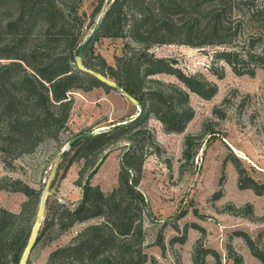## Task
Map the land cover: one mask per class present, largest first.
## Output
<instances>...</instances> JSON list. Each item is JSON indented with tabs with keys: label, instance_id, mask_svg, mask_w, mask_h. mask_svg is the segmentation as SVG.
<instances>
[{
	"label": "rangeland",
	"instance_id": "1",
	"mask_svg": "<svg viewBox=\"0 0 264 264\" xmlns=\"http://www.w3.org/2000/svg\"><path fill=\"white\" fill-rule=\"evenodd\" d=\"M98 2L81 0L79 12L84 16L79 23V38L88 35L98 16L103 14V18L108 0H103L100 13L91 17ZM254 2L264 7V0ZM240 9L234 11V17L242 15ZM245 37V31L240 30L238 42L233 45L240 48ZM8 38L2 30L0 47ZM127 38L97 34L85 48V55L96 69L98 55L106 64L115 66L117 58L127 53L124 48ZM261 48L264 49V31L255 46H245L243 51ZM228 49L232 48L152 44L149 53L166 58L175 70L158 73L156 78L178 83L187 91L193 116L179 132L166 131L161 122L150 117L147 124L150 137L139 135L140 142H124L98 156L101 160L89 181L108 193L118 184L121 157L127 147H135L136 153L142 155L137 189L146 201L142 208V251L147 256L143 264H214L212 254H198V245L215 250L221 264H236L237 260H240L237 264H263L252 251H264V66L257 62L260 60L243 57L234 70L216 55ZM9 60L0 58L4 63ZM251 68L254 73H246ZM179 74L195 76L214 87L215 92L209 98L200 96L181 84ZM105 78L115 83L110 77ZM70 93L73 103L62 127H51L40 134L42 138L31 152L10 158L0 151V187L9 183L2 177L20 179L39 189L40 202L43 199L42 219L23 264H97L98 258L89 262L70 250L53 254L76 243L77 238L82 239L83 229L100 220L95 217L65 226L68 218L63 208L75 209L83 201L84 187L78 184V173L86 151L83 144L68 148L63 168L52 184L57 165L64 157L59 159V153L73 138L123 125L139 112V103L113 87L95 86ZM93 159V152H88L87 160ZM89 170L86 168L83 181ZM25 200L21 192L0 188V208L18 212ZM47 222L49 225L45 227Z\"/></svg>",
	"mask_w": 264,
	"mask_h": 264
},
{
	"label": "trees",
	"instance_id": "2",
	"mask_svg": "<svg viewBox=\"0 0 264 264\" xmlns=\"http://www.w3.org/2000/svg\"><path fill=\"white\" fill-rule=\"evenodd\" d=\"M80 2L0 0V33L3 30L9 35L8 42L0 47V58L10 59L5 63L0 61V151L10 158L31 152L42 138L40 134L51 127H62L68 120L73 103L71 91L112 87L99 75L110 77L122 86L139 103L137 117L72 145L83 144L86 151L82 154L85 162L78 173V184H83L84 196L75 209L63 206L68 218L65 226L95 217L100 220L83 229L82 239L77 238L76 243L53 254L70 250L89 262L98 258L97 264H143L147 256L142 251V208L146 201L137 189L141 153L138 155L133 146L123 152L118 184L110 192L103 193L89 180L104 150L124 142L136 144L140 142L139 135L150 137L147 126L150 117L161 122L166 131L179 132L193 116L187 91L178 83L165 82L155 76L174 73L170 61L149 53L148 48L161 43L194 47L229 45L232 49L218 51L216 55L234 70L243 57L260 60L257 62L264 66L263 48L243 51V47L252 48L263 36L264 7L257 6L254 0H108L109 6L98 31L88 44L97 34L128 37L124 44L127 53L117 58L115 66L106 64L98 55L96 69L85 55L88 44L82 51L80 64L77 63L76 52L84 38H79L78 31L84 16L79 12ZM102 7L103 0H99L91 17L100 13ZM239 8L242 15L234 17V11ZM240 30L245 31L246 37L237 48L233 44L238 42ZM40 35L42 38L38 37ZM36 39L39 41L34 42ZM132 43L138 47H132ZM61 45L63 47L59 48ZM246 73L253 74L254 70L251 68ZM178 80L186 89L206 98L215 92L214 87L195 76L179 74ZM88 152H93L95 159L87 160ZM67 153L57 165L52 184L63 168ZM86 168H90V172L83 181ZM2 178L9 183L0 188L26 196L18 212L0 208V264H19L33 229L41 191L20 179ZM48 225L47 222L45 227ZM198 247V254L210 253L215 258L214 264H221L215 250ZM252 252L264 264V251ZM194 260L197 262V257Z\"/></svg>",
	"mask_w": 264,
	"mask_h": 264
},
{
	"label": "water",
	"instance_id": "3",
	"mask_svg": "<svg viewBox=\"0 0 264 264\" xmlns=\"http://www.w3.org/2000/svg\"><path fill=\"white\" fill-rule=\"evenodd\" d=\"M102 15L103 14L98 16V18L96 19L91 31L88 33V35L80 43V45H79V47L77 49V52H76L77 63L80 61V58H81L82 51H83L84 47L88 44V42L91 40L93 35L98 31L99 25H100L101 20H102ZM99 77L104 82L108 83L110 86H112L118 92H120L122 95H124L127 99H129L132 102L138 104V102H136L135 98L131 94L126 92L122 86H120L119 84H116V83H114V82L102 77L101 75H99ZM112 126H114V125H112ZM104 130H105L104 128H100L99 130L91 131V132H88V133H86L84 135H79V136L73 138L71 141L68 142L67 146H65V147H63L61 149V152L59 153V159L62 158V156L68 150V148H70L76 141L89 138V137H91V136H93V135H95V134H97L99 132H102ZM42 209H43V199L40 202V205L38 207V211H37L36 219H35V222H34V225H33V229H32L30 238L28 240V243H27V245H26V247L24 249V252H23V254L21 256L19 264H23L25 262V260L27 259L28 253H29V251H30V249H31V247L33 245L35 234H36V230L38 229V226H39L40 221L42 219Z\"/></svg>",
	"mask_w": 264,
	"mask_h": 264
}]
</instances>
